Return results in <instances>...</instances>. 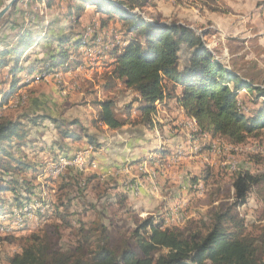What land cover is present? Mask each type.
<instances>
[{
	"label": "trees",
	"instance_id": "trees-1",
	"mask_svg": "<svg viewBox=\"0 0 264 264\" xmlns=\"http://www.w3.org/2000/svg\"><path fill=\"white\" fill-rule=\"evenodd\" d=\"M43 1L50 3L52 0ZM68 1L65 17L72 16L73 10H76L78 13L100 15L101 25L111 20L122 23L119 42H112L105 49L107 57L103 61L108 69L104 72L101 87L116 90L121 85L122 91L129 89L134 92L135 99L124 105L121 116L116 111L115 97L93 101L97 121L108 129L137 123L151 129L155 103L164 99L175 101L187 116L197 122V135L210 138L219 135L236 145L264 129V88L245 81L235 82L231 87L229 84L235 80L234 73L214 58L201 35L193 28L174 21L162 22L154 16L146 17L144 8L149 0ZM36 41L25 30L13 44L6 43L0 47V72L5 69L11 76L9 88L0 89V106H7L8 97L19 88L18 74L22 71L32 72L38 63L46 66V71L51 68L67 71L80 63L74 61L75 58L68 52V47H78L80 40L72 43V38L63 34L57 38L56 53L22 65L20 61L25 59L23 53ZM182 52L187 53V57L181 65ZM244 88L251 90L252 94L255 92L252 101L258 104L249 115L238 103V91ZM133 111L137 112V116L131 119ZM47 119L53 121L58 132V149L63 147L66 139L79 140L83 137L90 144H95V137L77 120L65 122L48 115L23 114L15 120L1 116L0 192L9 191L10 201L15 203V207L28 203L34 191L28 185L30 179L23 177L22 184H19L14 173L20 174L26 169L35 173L37 167L34 163L13 157L10 151L12 143L18 148L26 146L28 130L24 120L36 126ZM93 123H96L95 119ZM73 127L75 129H71ZM167 151L160 149L158 153L165 154ZM63 155L66 154L55 158ZM70 169L74 168L67 167L57 177L58 190L71 184L74 187L81 180L83 174L76 170L74 175H68ZM259 172H235L231 176L233 193H228L226 199L217 202L207 217L191 219L183 227L164 226L161 219L148 215L137 221L129 232L113 240L108 228L101 222L87 226L75 218L80 225L73 247L69 249L61 245L60 230L72 227L69 216L73 213H70L73 199L71 193H60L51 215L58 217L50 226L54 228L44 227L26 237L21 251L8 257L7 264H264V224L256 226L252 223L248 226L238 211V207L248 202L254 187L264 182V170ZM4 175H8V179ZM91 179L92 176L86 177L85 184ZM17 184L22 187L27 185L26 189L23 188L26 193H21L19 197L17 193L16 196L13 194ZM116 198L117 203L124 206L127 195L117 193ZM6 202V197L0 195V211Z\"/></svg>",
	"mask_w": 264,
	"mask_h": 264
},
{
	"label": "rangeland",
	"instance_id": "rangeland-1",
	"mask_svg": "<svg viewBox=\"0 0 264 264\" xmlns=\"http://www.w3.org/2000/svg\"><path fill=\"white\" fill-rule=\"evenodd\" d=\"M7 1L0 0V8ZM68 3V0H52L50 3L43 0L41 2L17 0L0 20V47L6 43L10 44L14 38L13 41H15L25 30H28L37 39L34 46L23 53L25 59L20 61L22 65L33 63L35 59L47 58L51 51L56 53L57 38L63 34L72 38L74 41L72 43L80 40L78 47L73 45L68 47L71 57L75 58L73 60L80 61L75 67H70L67 71L51 68L47 72L46 66H41L42 64L38 63L34 66L35 70L31 74H29L30 72L19 73L18 77L21 82L30 80L20 90H14V94L9 97L8 108L5 109L7 118L10 117L13 120L23 114L48 115L53 118L65 119V121L77 120L86 127L88 133L95 137L96 145H94L97 147L88 143L89 146L81 145L71 153L63 152L66 154L63 156H71L73 153L75 155V153L89 148L90 153L86 154L85 171H77L83 173L77 185L73 187L71 184L69 187L59 190L57 182L55 183L58 178L52 181L45 173L47 172L46 163L52 164L62 157L55 158L62 152L57 154L56 151L48 152L46 150V147L53 144V141H56L54 139H57L56 134L54 135L52 132L53 124L50 120H42L41 124L36 126L24 120L28 130L27 145L18 148L12 143L10 149L13 157L28 163L32 162L37 167L35 173L26 169L20 171V174L14 173L13 176L18 178L19 184H22L23 177L30 179L28 185L32 186L33 193L38 192V198L41 196L43 186L46 190H50L54 201L58 199L60 193H71L73 205L70 213L71 211L73 213L70 214L69 220L72 219V227L66 226L60 230L61 245L64 249L73 247L76 239L75 235L80 224L76 222L75 218H79L87 226L90 223L101 222L108 228L113 240L119 239L121 234L123 235L126 231L129 232L137 221L148 215L161 219L164 226L183 227L191 219L207 217L217 202L226 199L228 193H233L231 176L235 172L249 170L256 174L264 170V129L260 130L257 135L248 137L245 142L236 145L229 143L219 135L211 136V138L197 135L196 121L183 112L177 113L178 109L174 102H170L172 106H168L164 102L167 99L155 103L157 113L153 117L156 121L160 120V126L156 131L146 129L142 125L126 126V129H129L127 132H118L117 134H114L112 130L103 129V125L97 121V110L92 104L93 101L103 100L107 96L115 97L117 100L116 111L121 116L125 103L135 99V93L129 89L122 91L121 85L116 90H105L101 87L106 71L103 61L107 57L105 49L112 42H114L112 44L119 42L122 23L111 20L101 25L100 15L93 12L78 13L76 10H73L72 16L65 17L64 13L67 12ZM194 7H196L194 0H149L144 11L146 17L154 16L162 22L180 23V15L186 10L190 11L192 15H196L192 10ZM53 19L54 21L59 20L60 23L51 21ZM70 20H73L72 23H69ZM54 23L55 25H53ZM193 29L201 35L202 39L204 38L202 33ZM28 51L32 52L27 55ZM213 56L226 70L230 71L226 62L220 61L216 54ZM183 57H180V61L183 60ZM5 71L3 69V72H0V81H4L0 83V89L6 90L9 88L11 76ZM244 81L264 88L262 80L260 81L262 84H254L245 79ZM229 85L232 87L234 83L230 82ZM17 93L18 95L14 96ZM251 94L252 91L245 88L238 91V103L246 115H249L250 111L258 106L252 101L255 92ZM163 108L166 109V112H163ZM168 110L172 113H168ZM94 119L96 123H93ZM71 129H75V127ZM136 129L143 132L142 136L146 139L143 140L144 146L157 145L156 147L159 149L168 150L165 154L158 156L148 152L139 158L140 161L137 160L139 162L137 166L145 165L142 169H138L139 173H144L143 171L147 170L148 177L154 173L151 177L155 181V192L159 193H145L140 196L145 198L143 199L139 197V193H135L137 190L139 192L141 186L136 187L137 190L135 189L133 194L126 193L128 201L124 206L119 207L114 194L115 191L120 190L119 178H111L109 174L103 173L104 160H100L101 153L106 151V144L109 140L113 145L112 149L116 150V153H120L121 149L115 143L120 142L118 139L122 138L123 140L127 136H137L139 132ZM82 139L83 137L74 141ZM135 148H129V151ZM39 155L41 157H38ZM5 160L7 161L8 158ZM122 161H124L121 163L122 169L129 170L132 164L130 158ZM74 171L76 170H68V175H74ZM139 173L136 175L140 178L147 175ZM92 174H95L96 178L90 184H85L86 177ZM4 176L6 179L9 177L8 175ZM140 182L142 183L141 179ZM15 186L17 188L13 193L15 196L16 193L17 196L26 193L24 189L27 185L22 187L17 184ZM51 187L54 188L53 192ZM8 193L10 192L5 190L0 192L1 196L9 200L4 203L0 211V264H7L8 257L21 251L26 237L44 227L54 228L50 226L57 221L56 218L58 219L56 216L51 217L54 210L48 217L35 218L33 214L34 218H31L28 213L22 216L15 214L21 208L23 210L35 206V203L28 202L21 207L17 206L20 207L17 208L15 203L10 201L12 198ZM250 193L252 194L249 196L248 202L238 207V211L248 226L252 223L261 226L264 224V194H257V196L256 193H264V182H260ZM139 200L144 206H138ZM17 219L24 221L19 222Z\"/></svg>",
	"mask_w": 264,
	"mask_h": 264
},
{
	"label": "crops",
	"instance_id": "crops-1",
	"mask_svg": "<svg viewBox=\"0 0 264 264\" xmlns=\"http://www.w3.org/2000/svg\"><path fill=\"white\" fill-rule=\"evenodd\" d=\"M194 1L196 7L192 8V10L196 13V15H192L190 11L186 10V12H183L180 15L181 16L180 23L187 24L191 28H195L200 33H202L204 37L203 39L206 42V47L211 51L212 54H216L220 59V61L226 62L230 71L234 73L235 80L232 81V83L235 82L237 83L238 81L242 82L245 79L246 81L253 82L254 84H262V82L260 83V81L261 80L264 81V0H194ZM51 21H54V19ZM54 22L60 23L59 20H56ZM53 25H55V23ZM14 39H12L11 44L15 42L13 41ZM30 52L32 51H28L27 55L30 54ZM53 52L54 51H51L50 54H52ZM182 56H184L183 60H185L187 57V53L185 52L180 53L181 58ZM183 60L181 59L180 61L181 65L184 63ZM25 61L29 62L27 60ZM107 69L108 68H106V70ZM22 72L26 73L27 71H22ZM29 74H31V72ZM29 80L30 79L22 82L20 80L19 82L20 86L16 90H20L26 83L29 82ZM98 82H100V80H98ZM12 94H14V92ZM16 95H18V93L15 94L14 96ZM164 102L167 103L168 106H172L171 105L172 103L170 102H174V105L178 109L177 113L183 112L185 114L183 108L177 105L175 101L167 99V101ZM6 108L8 107L4 104L0 106V117L1 116L7 117L5 115V112L7 111L5 110ZM165 110L166 109L163 108V112H166ZM167 112L172 113V111L170 110H168ZM156 113H157V109L154 115ZM136 116H137V112L133 111L131 114V119L135 118ZM60 120L65 121V119H60ZM151 120L153 124L152 128L150 129L146 127V129L156 131L160 126L159 124L160 120L156 121L152 115H151ZM50 121L53 124L52 132L54 135L56 134L55 136L57 137V139H54L56 141L55 142L53 141V144L46 147L47 148L46 150H48V152L56 151L57 153L58 152L71 153L75 149L81 147V145H85V146L88 145L89 142L86 138H83L80 141L66 139L63 141L62 144L63 147L61 149H58L56 145V142L58 141V132L54 126L53 121L52 120ZM138 125H142V127H145L142 123H137L135 125L126 124L122 128L115 129L112 131H114V134H117L118 132L123 133L129 130L126 129V126L134 127ZM102 128L108 129L104 125ZM136 130L139 132L137 136L136 135L127 136L123 140L120 137L121 139H118L120 140V142L115 143L118 147H120L121 149L120 153H116V150L112 149L113 145L110 144L111 143L110 140L106 144V148H105L106 151H103V153H101L100 160H104V165L102 167V169H104L103 173L105 175L109 174L111 178H115V177H117V179L119 178L118 184L120 186L119 185L118 186L120 187L119 188L120 190L115 191L114 193L115 198L117 193L133 194L136 187L139 186H141L139 192L137 189H136L137 191L135 192V193H139L138 194L139 197L141 195H145V193H159L158 191L155 192V186H154L155 181H153L152 178L148 177L147 170H144L143 171L144 173L141 172L142 174H147L144 175V177L142 176V178H140V176L137 177L136 174L139 173L138 171L139 166H137V164L139 163L138 161H140L139 158H142L144 155L148 154V152L155 153L158 156L159 155L158 151L160 149L156 147L157 145L144 146L143 140L145 138L142 136L143 132H141L140 129H136ZM132 147L134 148L136 147V148L129 151V148ZM157 156H155V158H158ZM38 157H41V155H39ZM127 158H130V160L132 161L131 167L129 168L130 171L129 170L124 171L121 167L122 166L121 163L124 162L122 160ZM116 159L117 161H115ZM31 164L33 163L31 162ZM90 176H92V179L88 182V184H90L96 178L95 174H92ZM140 179L143 184L140 182ZM50 180L53 181L56 180V178L55 179L50 178ZM56 182L58 181L56 180L55 183ZM129 183L130 185H128ZM140 198L145 199L144 197H140ZM52 199L54 201L53 195H52ZM127 199L126 202L128 201ZM8 201L9 200H7V202ZM138 204H139L138 206H144L141 204L140 200ZM118 206L122 207L119 204ZM128 206L130 207V205ZM139 213L142 214V212Z\"/></svg>",
	"mask_w": 264,
	"mask_h": 264
},
{
	"label": "bare ground",
	"instance_id": "bare-ground-1",
	"mask_svg": "<svg viewBox=\"0 0 264 264\" xmlns=\"http://www.w3.org/2000/svg\"><path fill=\"white\" fill-rule=\"evenodd\" d=\"M197 123V122H196ZM197 128H198V124H197ZM215 142V141H214ZM214 150V149H213ZM214 152V151H213ZM73 155V154H72ZM62 156L59 158V160L52 162V164H56L57 162H64V161H68L73 159L77 154L75 153V155L73 156ZM87 162V161H86ZM149 165V164H148ZM145 166V165H144ZM143 166V167H144ZM67 167H72L77 171H85L84 167H82L81 165H60L59 167V174H48L47 176L55 179L57 177L60 176V174L64 171V169H66ZM142 167V168H143ZM145 169V168H144ZM235 171V169H234ZM154 173L150 174V178ZM132 186V185H131ZM130 186V187H131ZM135 189V188H134ZM41 195V196H40ZM40 198H39V202L38 204L35 203V206L32 207H28L27 209H23L22 208L18 211V213L15 212V214H20L21 216L28 213V215H30V217H33V214L35 217H39L43 214L46 213V204H48V202H51V209L53 211L54 209V201L52 199V193L50 192V190H46L45 186H43V188L41 189V193H40ZM31 206V205H30ZM15 211V210H14ZM5 216V215H4ZM8 216V215H7ZM9 217V216H8ZM19 222H23L24 220L21 221V219H17ZM19 230V229H18Z\"/></svg>",
	"mask_w": 264,
	"mask_h": 264
},
{
	"label": "built area",
	"instance_id": "built-area-1",
	"mask_svg": "<svg viewBox=\"0 0 264 264\" xmlns=\"http://www.w3.org/2000/svg\"><path fill=\"white\" fill-rule=\"evenodd\" d=\"M213 148L215 149L214 146H213ZM87 153H90L89 148L77 152V155L71 160L64 161V162H57L56 164L46 163L47 164V172H45V173L46 174H59L60 165H81L82 167H86L87 166V162H86V154ZM139 168L142 169V165L139 166ZM50 183H51V181H50ZM53 190H54V188H52V192H53ZM34 196L35 197L30 198L29 203H37L38 204L39 198L37 197V191H35ZM20 207H17V208H20ZM51 214H52L51 202H48V204H46V213L39 216V217H42V216L48 217ZM35 218H38V217H35Z\"/></svg>",
	"mask_w": 264,
	"mask_h": 264
},
{
	"label": "water",
	"instance_id": "water-1",
	"mask_svg": "<svg viewBox=\"0 0 264 264\" xmlns=\"http://www.w3.org/2000/svg\"><path fill=\"white\" fill-rule=\"evenodd\" d=\"M17 0H8L3 7L0 8V20L8 12V10L14 5Z\"/></svg>",
	"mask_w": 264,
	"mask_h": 264
}]
</instances>
